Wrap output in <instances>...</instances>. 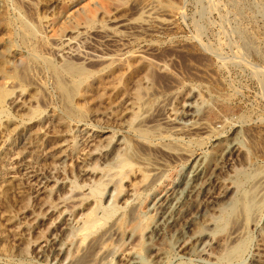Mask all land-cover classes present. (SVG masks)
I'll return each instance as SVG.
<instances>
[{"label":"rangeland","instance_id":"obj_1","mask_svg":"<svg viewBox=\"0 0 264 264\" xmlns=\"http://www.w3.org/2000/svg\"><path fill=\"white\" fill-rule=\"evenodd\" d=\"M108 44L120 46L111 51ZM50 62L56 69L67 62L82 67L91 86L88 99L74 103L76 109L88 110L85 116L65 118L64 131L47 134L46 127L57 123L56 114L68 108L58 102L61 89ZM20 71L26 74L24 82L9 77ZM0 91L5 92L0 100V264H71L132 208L137 211L133 221L117 224L119 238L126 229L139 234L149 198L170 188L190 162L183 156L148 172L146 184L153 173L161 178L117 202L105 192L115 191L121 175L134 169L126 176L131 180L139 165L154 164L149 156L144 164L131 159L135 141L182 155L209 156L218 139L235 131L245 136V144L256 137L245 172L250 179L238 207L255 205L252 216L258 227L246 226L247 250L221 261L171 253L165 264L250 263L251 249L264 233V196H259L264 187L255 182L264 175V0H0ZM49 97L54 103L39 102ZM188 104L204 117L205 128L187 131L152 121L161 110L187 126L190 122L181 115ZM7 118L19 124L21 134L3 128ZM49 192L52 203L45 209L41 204ZM78 194L87 197L89 207L78 209ZM211 212L208 217L217 219ZM88 221L94 225L79 230ZM58 226L68 228L59 242L63 259L53 244ZM122 239L110 244L108 252L117 253L109 252L104 264L117 263Z\"/></svg>","mask_w":264,"mask_h":264},{"label":"bare ground","instance_id":"obj_2","mask_svg":"<svg viewBox=\"0 0 264 264\" xmlns=\"http://www.w3.org/2000/svg\"><path fill=\"white\" fill-rule=\"evenodd\" d=\"M28 28L29 27L25 29L28 30ZM31 32H33V30ZM108 46H109V50L116 51L120 45L108 44ZM111 46H114L116 49L112 50ZM96 56H98V60H102L103 58L102 56H104V54L99 53ZM48 65L52 68L51 70L57 75V78L59 80L58 86L61 89V94H60V98L58 99V102L66 103V108L67 107L68 108L65 109L66 111L65 114H56L55 118L57 119V123L51 122L52 124L48 126L50 127L48 130H46L48 128L46 127L45 131L47 134L52 131L56 133L64 131L65 127H63L62 125L65 121V118L82 119L85 116L88 110L83 111L82 109H76L75 105L76 103H78V101L80 102L81 99L82 100L88 99L87 95L90 92L88 90V85L91 86V82L89 83V81L86 78L82 77L83 74H85V69H83L82 67L76 66L69 62L65 63L64 66L57 69L55 68L52 62L48 63ZM24 69L26 70V68ZM24 69L22 71H24ZM24 72L20 71L18 76L11 75L9 77H12L14 79L18 78L20 79V81H23L24 76H26V74L24 75ZM27 74L29 73L27 72ZM103 79L101 80V83H103L104 81ZM117 92H118L117 94H119L120 91ZM4 93H5L4 91L3 92L0 91V100H2ZM54 101H55L54 98L50 99L49 97L47 101L40 100L39 102L54 103ZM28 102L29 100L25 98L23 103H28ZM184 108L185 109L183 115L181 116L185 120V123L190 122L187 126L179 125L182 122H179L170 116L164 115L161 112V110L158 111L155 117L152 118V121H163V123L164 122L167 123L166 125H170L171 128L174 129L180 128V130L185 129L187 131L205 128L204 117L202 116L200 117L198 113L197 114L195 113L194 106L188 104ZM211 108L212 107L208 109V112L210 111V114L212 115L214 114L215 110ZM166 114H170V113L166 112ZM2 124H3V128H7L6 130L9 133L15 135L17 133L21 134L19 132L20 131L19 124L15 125V122L12 119L7 118ZM242 135L243 134H240V132L235 131L233 132L232 135L230 134L228 138L225 137L226 139H221V140L218 139V141L215 144L213 143L214 146L210 150L212 151V154L209 155L210 153H208L209 156H205V155L194 156L187 153H183L185 155H182V153H177L174 150H172L173 148L169 149L161 146L148 147L147 145L142 143L143 141L142 142L135 141L134 153L132 154L131 159L133 158V160L136 161V163L144 164L145 159H147L146 157L149 156L150 159L154 161V164H152L151 167L145 166L144 168H142L143 165L141 167L139 165L137 168L138 171L137 170L134 171L133 175L131 176V178L133 177L131 180H127L126 176L127 178H129L128 176L133 172L134 169L133 170L130 169L132 171L131 173L126 171L127 170L126 169L125 170L126 173L124 172L123 176L121 175V179L119 178V182H117L116 180V182L119 183L120 185L117 184L116 182L113 183V185L117 184L115 186H118L115 188L113 187L115 191L109 190L108 192H105L107 197L109 196L113 197L115 201L117 200L121 201L124 198L123 200L124 203V201L129 200L130 197H133L135 195V190L140 191L141 189L143 191V189L145 190L148 187L154 185L161 178V175H158L157 173H153L154 177L151 179V181L148 184H146V182L144 183L145 178H147L146 175L148 174V172L152 173L155 172L156 170H159L162 166L166 165L167 162H174L177 159L183 158L184 156V160L185 158H188L187 161H189L190 163L186 169L183 168L184 171L181 173L180 178L175 183H173V185L170 188L166 189L164 193H161V195L155 194L149 198V200L145 205L144 211L141 213L143 217L141 221L142 224L140 231H138L140 232L139 234H136L135 232H130L129 230L127 231L126 229V231L122 230L124 238L123 237H122L123 239L119 238L120 236L119 227L121 225L123 226L125 223L129 224L135 218L133 216L135 210L134 208H132L130 212L124 214L125 215L124 218L123 217L121 218L122 223L121 222L119 223V221L115 219L116 221L110 224L108 228H105L102 231V233L99 235V237L94 238L90 241V243L86 246L85 250L81 255L78 254L79 258L77 259L75 258L76 260L70 261L72 262L71 264H104V261L106 260V257L109 255V252L113 250V249L109 250L108 252L110 244L112 242H119V240L121 239L123 240L121 241L123 245H121L122 247H119L120 249L117 250L119 252L118 254H116L117 255L116 257L118 259L116 264H165L167 260L169 261L170 259L169 256L171 255V253L180 254V256L184 258L196 255L202 257L203 259H206L207 261H210L211 259L213 260L220 259L221 261L222 258H231V259L236 257L239 258V255H242L247 250L245 239L243 238L244 235L246 234V230H245L246 226L253 230H255V228L258 227L257 217H254L255 215L254 212L252 213L253 211L252 205H254L253 203L251 204L249 202L250 204L248 205L245 204L246 209L244 210L242 209L239 210L240 208H238L240 201L239 196L243 191L245 184L248 183L247 178H249L246 174L248 173L246 172L247 171L246 166L251 164L253 157V150L256 149L255 148L256 143L253 142L256 137L253 136L250 137L248 144H245L244 143L245 141L243 142ZM112 153L113 151L111 149L109 152L105 153L103 158H105V160L106 159L109 160ZM54 155L55 153L53 154V156ZM127 162L130 163V160H127ZM139 170L143 172L142 173L143 175H141V173L135 175L137 172H139ZM245 175L247 177H245ZM123 180L127 181L125 182L124 188L123 185L121 184ZM39 182H44V181L39 180ZM255 182H257L256 186L258 188L262 186L264 187V175L260 179H258V181L256 179ZM107 186L108 185H106V187ZM131 190L133 191L130 193ZM103 191L104 190H102V192L101 191L99 192L102 194ZM77 196L78 197H76V199L74 200L77 201L81 199L79 203L82 204V206H78V209L85 208V206L89 207V205H86V202H84L85 199H87V197L85 198L84 196L80 198L79 194ZM259 196L261 197L264 195L262 194ZM51 198L52 196L50 192L46 193V195L43 197V204L41 205L45 206L44 207L45 209L48 205H51L52 203ZM249 200H252V198L247 199V201ZM101 202H102V198L101 201L97 200V204H100ZM75 204L76 203H73L72 205ZM241 206L243 207V205ZM73 207L77 208V206H73ZM210 211L216 214L217 219L215 216H213L215 217V219L213 217L212 218L208 217L209 215L208 213H210ZM44 212L48 213L49 209H47V211ZM105 212L108 211L105 210ZM88 213L89 215H91L92 212L90 211ZM232 214L233 216L231 217ZM252 214L254 215L252 216ZM89 215L87 216L86 214L87 216L86 219H89L88 218ZM66 217L67 216H64L63 219L65 218V221L69 220L66 219ZM123 221L125 222L123 223ZM91 222L94 221L91 220ZM91 222L88 221L86 223L87 225L81 226L79 230L83 229L88 231L94 225ZM89 224H92V226ZM117 224L119 225V227L117 226ZM66 229L68 228L66 227L62 228L61 226H58L57 231H55L57 233L53 238L54 239L53 244L55 245L54 249L55 251L58 250V255H60V258L58 257L59 259H63L65 257L64 255L65 251L59 247L60 245L59 242L62 241V239H66L65 233L66 231H68ZM57 236L59 238H57ZM256 242L257 243L255 244V246H253L254 244H252L253 246L252 247L253 249H251L252 252L250 250L252 254H250L251 256L250 263L249 262L248 263L264 264V233L262 234L260 239H258V241ZM65 248L67 247L65 246ZM45 250L47 251L48 249ZM110 253H117V252L113 251Z\"/></svg>","mask_w":264,"mask_h":264}]
</instances>
